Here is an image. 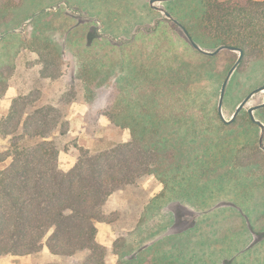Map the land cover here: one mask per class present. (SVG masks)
I'll return each mask as SVG.
<instances>
[{"label":"trees","instance_id":"obj_1","mask_svg":"<svg viewBox=\"0 0 264 264\" xmlns=\"http://www.w3.org/2000/svg\"><path fill=\"white\" fill-rule=\"evenodd\" d=\"M18 5V0H0V13ZM177 19L173 23L182 24L202 50L231 45L244 51L239 67L254 60L264 62V0H198L190 6L186 19ZM157 25L136 31L129 39L103 35L108 44L117 47L116 62L104 58L97 61V55L88 54L74 66L65 60L56 40L11 33L20 37L9 59L0 62V95L6 91L21 54L34 55L39 73L35 81L24 82L25 88L13 99L8 113L0 116V139H8L6 147L0 145V164L11 159L0 168V257L35 255L47 247L57 259L32 264H65L63 259L78 256H82L80 264H108L109 248L98 240V224L118 221V214L106 208L109 199L119 190L140 189L146 180L154 178L164 185L163 190L145 203L134 229L124 230L126 235L115 242V247L120 245L117 252L128 245L127 254L121 253L117 264H149L154 259L165 263L168 257L180 256L178 264H189L186 251L177 246L178 252H161L154 242H145L146 236H151H142L141 229L154 201L164 200L176 188L191 183L188 169L199 159L205 172L230 169L224 180L207 177L219 181L214 188L225 189L232 184L238 189L234 173L242 168L257 170L264 184L260 137L252 139L247 134L260 126L248 110L233 122H225L219 103L213 101L222 85L218 79L220 55L204 54L187 36L196 55L191 60L171 52L164 39L156 38L150 41L149 54L133 60L125 56V49L136 45L143 35L154 37ZM111 74L115 80L104 114L113 125L129 128L130 138L93 148L74 144L76 162L65 170L60 164L58 138L68 133L72 104L92 101L95 88ZM207 78L218 82L216 93L208 92L202 84ZM54 85L57 87L52 89ZM257 111L264 122V107ZM240 118L246 120L242 129ZM227 201L238 205L237 200ZM243 214L247 223L240 225V233L245 238L239 240L236 256L264 264V215L254 223L249 214ZM133 234L137 238L130 245L126 237ZM173 234L178 233L164 236ZM151 252L155 254L146 255Z\"/></svg>","mask_w":264,"mask_h":264},{"label":"rangeland","instance_id":"obj_2","mask_svg":"<svg viewBox=\"0 0 264 264\" xmlns=\"http://www.w3.org/2000/svg\"><path fill=\"white\" fill-rule=\"evenodd\" d=\"M19 5L9 11L0 13V62L8 60L16 47V40L22 33L27 37H35L45 40V37L56 40L65 60L74 66L84 57L97 55L108 62H116L119 54L117 47L108 44L103 35L115 36V38L132 37L136 31H145L147 27L158 26V32L153 37L143 35L136 45L125 49V56L131 60L139 56H145L150 52V41L165 40L164 46L170 47V51L177 52L181 58L191 60L193 51L186 40L187 35L182 27L173 23V19H186L190 13V6L198 3V0H183L172 2L171 0H18ZM171 10L172 18L165 16V11ZM174 13V14H173ZM168 17L169 19H166ZM162 20V22H161ZM179 20V19H177ZM97 33L102 36L97 37ZM216 49V48H215ZM209 50V51H213ZM223 49L218 54L220 81L223 82L233 64L239 57V51ZM198 56V55H197ZM215 56V55H214ZM34 55L21 54L15 64V72L9 80V85L3 95H0V116L8 113L13 99L25 88L24 82L35 81L38 77L39 67L35 66ZM99 59V60H100ZM217 63V61H216ZM240 65V64H239ZM237 66L230 76L227 84L223 113L226 119H231L243 99L255 88L264 85V62L254 60ZM217 66H215L216 68ZM71 71V69H70ZM115 75L103 78L102 84L95 88V98L92 101L80 100L72 104L69 116V130L66 136L58 138L62 147L60 152V164L63 169H70L76 160L72 151L74 144L86 147H95L101 143L112 144L118 141H127L131 132L129 128H121L113 125L107 115L104 114L107 98L114 83ZM207 91H215L218 82L208 79L202 82ZM3 84H0L2 87ZM219 95H215L213 101L219 103ZM54 85L52 89H55ZM1 94V93H0ZM264 102V91L255 93L241 110ZM240 112V113H241ZM239 113V114H240ZM238 114V116H239ZM257 119H262L261 113L254 112ZM237 116V117H238ZM246 120L240 118L239 128L245 127ZM263 121V120H262ZM264 123V122H263ZM246 128H248L246 126ZM252 131V132H251ZM247 132L254 137L261 135V128L254 127ZM247 143V142H245ZM254 143V142H252ZM0 145L6 147L8 139H0ZM69 146L71 149H64ZM10 158L0 164V168L10 162ZM197 161V162H196ZM194 160L189 166L188 174L192 176L191 183L184 184L170 192V196L164 200H155L151 207L149 219L143 223L144 233L150 234V239L145 242H154V247L164 250L178 249L186 251L189 264H253L236 256V247L239 240L244 239L240 233V227L247 223L245 214L255 221L264 215V184L258 179L257 170L253 168L238 170L236 176L238 189L232 184L225 189L214 188L217 182L209 180L208 176L225 179L227 171L205 172L203 162ZM233 174V173H232ZM164 185L154 178L145 181L140 189H125L115 192L107 203V210L118 214L116 223L101 222L99 228V242L109 248L108 264H117L121 253L126 255L128 245L117 252L119 242L125 236L124 230L131 231L141 219V213L149 198L157 196ZM238 201L236 207L231 206L227 200ZM259 217V218H260ZM264 222V216L262 217ZM260 222V221H258ZM241 225V226H240ZM264 225V224H263ZM233 229V230H232ZM238 229V231H237ZM166 233H178L172 236H164ZM137 235H129L126 240L130 245L134 243ZM161 238L160 241H155ZM124 239V237H123ZM101 240V241H100ZM124 239V241H126ZM123 243V240H122ZM135 244V243H134ZM178 249H177V247ZM154 251V250H153ZM120 252V253H119ZM154 252L146 255H154ZM161 255L162 253H158ZM256 254V253H255ZM184 256V255H183ZM82 257V256H81ZM80 256L63 259L65 264H80ZM168 257L165 263L154 259L149 264H178L182 258ZM57 259L49 253L47 247L35 255H5L0 257V264H32ZM186 264V263H185Z\"/></svg>","mask_w":264,"mask_h":264},{"label":"water","instance_id":"obj_3","mask_svg":"<svg viewBox=\"0 0 264 264\" xmlns=\"http://www.w3.org/2000/svg\"><path fill=\"white\" fill-rule=\"evenodd\" d=\"M154 0H151V4L153 3ZM166 15L170 18L173 19V16L171 15L170 12L164 10ZM174 21L177 22L176 19H173ZM182 27L183 25L180 24ZM186 34L188 36V38L190 39V42L191 44L198 50H201L204 54H207V55H211V56H214L216 54H218L221 50L223 49H229V50H233V51H239V57L237 59V61L233 64V66L230 68L224 82H223V85H222V89H221V95H220V100H219V112H220V116L222 117V119L225 121V122H233L236 117L238 116V114L241 112V110L245 107V105L247 104V102L249 101V99L257 92H260V91H264V85L262 86H259L255 89H253L244 99L243 101L239 104V106L237 107L233 117L230 119V120H227L224 116V113H223V110H222V107H223V103H224V97H225V92H226V88H227V84H228V81L230 79V76L232 75V73L235 71V69L237 68V66L241 63L242 59H243V56H244V51L242 48H239V47H235V46H231V45H221L219 46L217 49L213 50V51H207V50H202L200 48V46L195 42V40L191 37V35L186 31ZM261 107H264V102L260 103V104H257V105H254V106H251L248 108V112L250 113V116L252 118V120L257 123L260 127H261V135H260V138H259V146L264 150V123L257 119L255 117V110L261 108Z\"/></svg>","mask_w":264,"mask_h":264},{"label":"crops","instance_id":"obj_4","mask_svg":"<svg viewBox=\"0 0 264 264\" xmlns=\"http://www.w3.org/2000/svg\"><path fill=\"white\" fill-rule=\"evenodd\" d=\"M89 148H92V147H89ZM76 162V160H75ZM100 224V223H99ZM98 224V229L100 228V225ZM99 233V232H98ZM98 239H99V235H98ZM101 241V240H100ZM103 243V242H102Z\"/></svg>","mask_w":264,"mask_h":264}]
</instances>
